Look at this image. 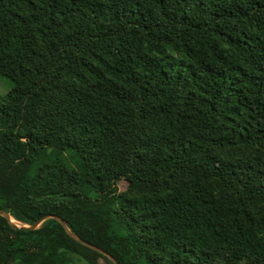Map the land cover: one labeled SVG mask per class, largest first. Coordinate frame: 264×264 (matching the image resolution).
I'll use <instances>...</instances> for the list:
<instances>
[{
	"label": "trees",
	"instance_id": "trees-1",
	"mask_svg": "<svg viewBox=\"0 0 264 264\" xmlns=\"http://www.w3.org/2000/svg\"><path fill=\"white\" fill-rule=\"evenodd\" d=\"M2 77L19 224L119 264H264V0H0ZM101 259L0 215V264Z\"/></svg>",
	"mask_w": 264,
	"mask_h": 264
},
{
	"label": "water",
	"instance_id": "water-1",
	"mask_svg": "<svg viewBox=\"0 0 264 264\" xmlns=\"http://www.w3.org/2000/svg\"><path fill=\"white\" fill-rule=\"evenodd\" d=\"M0 215L5 217L6 219L9 220V222L11 223V225L14 227V228H17V229H22V230H29V231H33V230H36L38 229L47 219H50V218H53V219H56L60 222V224L63 226V228L65 229L66 233L72 237L74 240H76L77 242L81 243L82 245L94 250V251H97L105 256H107L114 264H119L117 262V260L115 258H113L109 253L105 252L103 249L93 245V244H90L88 242H86L85 240H83L82 238H80L79 236H77L76 234H74L68 227V225L66 224V222L59 216H56V215H45L41 218H39L38 220H36L34 223L30 224V225H22V224H19L17 221H15L14 219H12L10 217V215L3 211V210H0Z\"/></svg>",
	"mask_w": 264,
	"mask_h": 264
},
{
	"label": "rangeland",
	"instance_id": "rangeland-1",
	"mask_svg": "<svg viewBox=\"0 0 264 264\" xmlns=\"http://www.w3.org/2000/svg\"><path fill=\"white\" fill-rule=\"evenodd\" d=\"M12 87L11 81L5 77L0 78V95L5 94ZM117 188L119 191H123L126 188V183L124 180H119L117 182ZM100 264H106L104 260L99 261Z\"/></svg>",
	"mask_w": 264,
	"mask_h": 264
}]
</instances>
